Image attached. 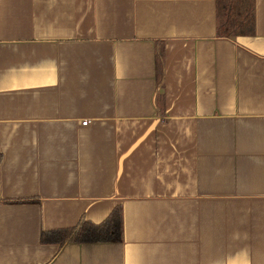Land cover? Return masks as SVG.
I'll return each instance as SVG.
<instances>
[{"label": "crops", "instance_id": "0c3cea01", "mask_svg": "<svg viewBox=\"0 0 264 264\" xmlns=\"http://www.w3.org/2000/svg\"><path fill=\"white\" fill-rule=\"evenodd\" d=\"M0 264H264V0H0Z\"/></svg>", "mask_w": 264, "mask_h": 264}, {"label": "trees", "instance_id": "16d2710c", "mask_svg": "<svg viewBox=\"0 0 264 264\" xmlns=\"http://www.w3.org/2000/svg\"><path fill=\"white\" fill-rule=\"evenodd\" d=\"M216 30L223 37L251 33L253 31V0H216ZM162 85L163 68L160 64L157 72V90ZM161 97V94L157 92L156 101H161ZM121 239L122 211L120 206L115 207L99 224H93L81 218L74 227L47 231L40 236L42 242L58 244L109 242Z\"/></svg>", "mask_w": 264, "mask_h": 264}, {"label": "built area", "instance_id": "2783aa9c", "mask_svg": "<svg viewBox=\"0 0 264 264\" xmlns=\"http://www.w3.org/2000/svg\"><path fill=\"white\" fill-rule=\"evenodd\" d=\"M87 124V121H82V125H86Z\"/></svg>", "mask_w": 264, "mask_h": 264}]
</instances>
